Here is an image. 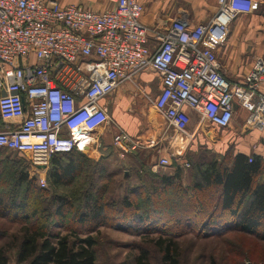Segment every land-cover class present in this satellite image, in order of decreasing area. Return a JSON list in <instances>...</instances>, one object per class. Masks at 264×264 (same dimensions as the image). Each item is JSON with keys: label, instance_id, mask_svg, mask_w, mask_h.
<instances>
[{"label": "built area", "instance_id": "built-area-1", "mask_svg": "<svg viewBox=\"0 0 264 264\" xmlns=\"http://www.w3.org/2000/svg\"><path fill=\"white\" fill-rule=\"evenodd\" d=\"M104 1L113 7L0 0V122H10L9 129L0 130V149L28 156L41 187H47L45 174L54 155L101 156L103 140L95 133L113 121L100 102L146 69L162 77L154 106L167 125L164 134L173 129L187 138L177 158L184 170L190 166L184 149L195 135L187 132V109L197 117V130L225 129L237 105L248 112L246 126L264 134V58L255 57L244 81L234 84L217 56L236 19L254 14L256 0H215L216 12L201 24L181 12L158 35L155 49L148 46L142 3ZM157 145L155 139L144 142L122 130L111 137L120 161ZM173 166L171 157L160 156L152 168Z\"/></svg>", "mask_w": 264, "mask_h": 264}, {"label": "trees", "instance_id": "trees-1", "mask_svg": "<svg viewBox=\"0 0 264 264\" xmlns=\"http://www.w3.org/2000/svg\"><path fill=\"white\" fill-rule=\"evenodd\" d=\"M229 151L223 167L203 154L197 160L185 158L190 165L185 170L175 161L173 175L159 176L151 171V151L129 155L113 170V147L103 143L97 161L77 151L54 155L47 175L50 190L20 170L9 207L17 210L12 219L25 224L0 242V264H115L109 252L113 240L101 236L104 227L139 237L148 233L145 242L136 243L131 264H152L149 245L160 253V264H179V242L166 230L153 234L159 225L150 208L183 210L169 218V228L179 227L182 234L214 239L234 232L264 244V158ZM0 153L12 164L27 166L16 151ZM5 235L0 233V240Z\"/></svg>", "mask_w": 264, "mask_h": 264}, {"label": "crops", "instance_id": "crops-1", "mask_svg": "<svg viewBox=\"0 0 264 264\" xmlns=\"http://www.w3.org/2000/svg\"><path fill=\"white\" fill-rule=\"evenodd\" d=\"M59 1L63 4H82L94 10H105L113 7L112 4L104 0ZM138 1L144 6V14L141 21L148 29V46L151 49H155L158 46V35L166 33L170 23L181 12L188 13L190 21L193 24L208 22L216 12V8L209 5V13H206L205 9L207 8L198 1L193 6L192 12L182 8L176 9L177 0ZM256 1L258 2L256 10L254 14L249 15L252 16L253 23L246 26L242 23L241 17L236 19L230 29L226 43L217 50L222 72L234 84H241L244 81L255 57L262 56L264 58V28L262 25L264 14L261 13L264 0ZM161 90L162 77L151 69L142 71L133 82L120 84L109 98L100 102L102 106L108 108L113 122L104 131L95 133V136L104 137L106 142H111L112 135L122 130L144 142L155 138L158 144L155 147V152L157 151L158 153L160 151L158 156H169L174 162L175 160L177 161V153L172 144L173 140L176 137V141L182 142L181 145H183V143H188L186 142L187 138L178 134L175 130L170 131L168 134H164L162 130L157 135L154 132L156 128V123L154 122H157V118L160 117L155 109L154 101L159 96ZM261 91L264 94V86L261 88ZM185 111L188 116L187 132L189 134L195 133L194 137L199 132H202L211 141H217L219 139L218 132H222V134L225 133L223 137L224 145L229 148L231 147L235 154H256L264 158V134L259 130H252L246 126V118L248 116L246 110L236 105L233 121L228 128L221 129L209 125L205 129L199 130H197L196 115L188 109ZM9 128L10 122H0V130H7ZM173 132H175V135H173ZM152 149L154 148H143L139 152L144 153ZM153 157L152 161L155 162V155ZM99 158L100 155L96 153L92 160L97 161ZM124 161H118V163L122 166V162ZM176 166L174 164L173 167L176 168ZM166 169L171 170L172 167ZM169 175L173 174L170 173Z\"/></svg>", "mask_w": 264, "mask_h": 264}, {"label": "rangeland", "instance_id": "rangeland-1", "mask_svg": "<svg viewBox=\"0 0 264 264\" xmlns=\"http://www.w3.org/2000/svg\"><path fill=\"white\" fill-rule=\"evenodd\" d=\"M196 1H198L200 4H203L207 9H205L206 13H209L210 6L215 7L217 4L214 0H177L176 9L182 8L189 12H192L193 6L196 5ZM210 2V3H209ZM210 5V6H209ZM261 13L264 14V6L262 8ZM240 18V17H239ZM242 20V23H244L246 26L250 23H253L252 16H241L240 18ZM263 28H264V22H263ZM156 114V112H155ZM155 128V135L158 134L159 131L162 130L165 131L167 128L166 123L162 120V118L158 117ZM158 123V124H157ZM173 129H169L168 133L172 131ZM225 134V133H224ZM222 134V132H218V140L217 141H211L210 138L207 137V135L203 134L202 132H199L196 137L193 138L192 142L184 149V158L183 159H189L191 160H197L199 159L203 154H206L208 158L216 159L221 166L223 167V164L226 162L225 155L230 152L229 150L232 149L231 147H226L223 143V137L225 136ZM173 135H175V132H173ZM100 139L103 140L104 145H111V142H106L104 137H100ZM155 139V138H154ZM173 140V145L177 153V158H180L181 156L178 155V152H180L181 149V143L180 141H176V137ZM176 141V142H174ZM219 141V142H218ZM108 143V144H106ZM172 145V146H173ZM114 150V149H113ZM151 151V156L149 160V164L151 165V171L156 175H169L170 173H175V168L172 167V169L168 170L166 168H160L157 171H155L152 168L153 165V159L154 155L156 157V161L159 159L158 153L152 150H149L147 152ZM115 151L113 152L112 156V166L113 170L114 168H117V166H121L118 162L120 161ZM153 154V155H152ZM27 160V166L24 164L19 165L18 163L12 164L9 161H7L6 157H8L7 154L0 153V200L4 201V205L0 204V233L4 231L6 234L4 239L0 240V242H5L8 240L10 235L18 233V230L21 226L25 224L24 221L13 220L14 214L17 212L16 209H13L9 207L10 200L13 193L15 192L17 186V176L21 171H24L28 173V176L30 179H34L36 186L40 174L36 173L34 171V168H32V164L28 156L22 155ZM19 155V156H20ZM14 158L16 156H13ZM11 157V158H13ZM155 161V162H156ZM176 161V160H175ZM174 162V161H173ZM26 166V167H25ZM189 171L186 170V172H183V185L186 187L189 184ZM48 172L45 174L47 178ZM133 184H136V180H133ZM191 183V182H190ZM47 189H51V186L49 185V182L47 181ZM16 192H20L17 190ZM21 193V192H20ZM23 198V199H21ZM25 199V196L19 198V203H22ZM25 201V200H24ZM152 210V216L155 220H157V224L159 225V231L153 232V234H160L164 230L172 233L173 237L176 239L178 243V259L179 264H210L212 260H215L217 264H238L239 260H241V264H245L246 262H252L254 264H264V244L256 243L254 239L250 237H245L240 235L239 233H229L225 237L221 238H214V239H201L194 237L195 235H187L182 234L183 231L179 229V227L172 226L169 228L171 222L169 221V218L172 216H180L184 211L177 212L175 209L171 208H157L156 211H153V208H150ZM168 218V219H167ZM179 233V234H178ZM101 236L109 237L111 240H113V244L109 247V252L111 253V256H113V262L115 264H131L132 260V253L134 251H137L135 245L139 242H145L143 241L144 236H148V233H144L143 236L139 237V235L134 236L130 235L129 233H126L121 230H117L114 228H102L101 229ZM230 242H233L234 244H231ZM152 249H150L151 254V262L152 264H160V253L153 249L152 245H149ZM244 251V257H241V252ZM247 255V256H246ZM15 255H12V259L14 260ZM240 256V257H239ZM102 257V256H100ZM263 260V261H262ZM102 260H100L101 262ZM103 262V261H102ZM11 264H16L15 261H12ZM240 264V263H239Z\"/></svg>", "mask_w": 264, "mask_h": 264}]
</instances>
